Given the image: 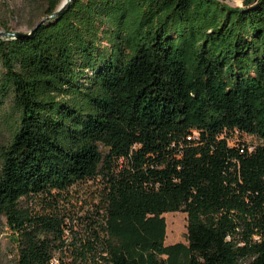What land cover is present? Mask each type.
<instances>
[{"label":"trees","instance_id":"trees-1","mask_svg":"<svg viewBox=\"0 0 264 264\" xmlns=\"http://www.w3.org/2000/svg\"><path fill=\"white\" fill-rule=\"evenodd\" d=\"M0 110L16 264H264V0H71L0 35Z\"/></svg>","mask_w":264,"mask_h":264},{"label":"rangeland","instance_id":"rangeland-1","mask_svg":"<svg viewBox=\"0 0 264 264\" xmlns=\"http://www.w3.org/2000/svg\"><path fill=\"white\" fill-rule=\"evenodd\" d=\"M231 6H243V0H220ZM29 0H0V32H27L38 19V12L29 9L27 4ZM43 3V0H41ZM8 28V29H7ZM1 34V33H0ZM8 34V33H7ZM4 34V35H7ZM3 35V34H1ZM10 117L6 115L5 110H0V156L1 148L9 138ZM97 184L93 181L77 184L72 190L73 206L72 215L78 220H84L85 214L93 215L96 213L95 207L89 195V191L96 189ZM100 188V187H99ZM28 200L22 198L21 203L27 204ZM166 219V237L165 243L172 244L187 239L188 217L184 211H175L164 213ZM81 228L80 226L76 227ZM0 264H16L15 248L9 239L7 228L4 227L0 232Z\"/></svg>","mask_w":264,"mask_h":264},{"label":"water","instance_id":"water-1","mask_svg":"<svg viewBox=\"0 0 264 264\" xmlns=\"http://www.w3.org/2000/svg\"><path fill=\"white\" fill-rule=\"evenodd\" d=\"M71 0H62L61 3L59 4L58 6V9L57 11L54 13V14H51L50 16L48 17H44L42 18L33 28H31L29 31L27 32H15V36L16 37H24V36H28V35H31L32 33H34L37 28L42 24L44 23L48 18H51L52 16H55V15H58L61 11H63L65 9V7L67 6V4L70 2ZM1 34H7L9 32H0ZM0 34V35H1Z\"/></svg>","mask_w":264,"mask_h":264}]
</instances>
